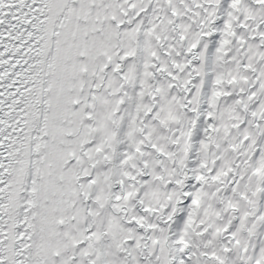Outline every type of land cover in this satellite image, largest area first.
Returning a JSON list of instances; mask_svg holds the SVG:
<instances>
[{"label":"snow or ice","instance_id":"6c2138e0","mask_svg":"<svg viewBox=\"0 0 264 264\" xmlns=\"http://www.w3.org/2000/svg\"><path fill=\"white\" fill-rule=\"evenodd\" d=\"M0 264H264V0H0Z\"/></svg>","mask_w":264,"mask_h":264}]
</instances>
